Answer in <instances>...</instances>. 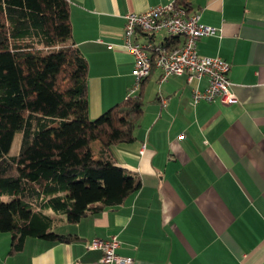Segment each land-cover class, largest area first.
Returning a JSON list of instances; mask_svg holds the SVG:
<instances>
[{
    "label": "crops",
    "instance_id": "0c3cea01",
    "mask_svg": "<svg viewBox=\"0 0 264 264\" xmlns=\"http://www.w3.org/2000/svg\"><path fill=\"white\" fill-rule=\"evenodd\" d=\"M171 1L67 0L72 40L87 62L91 119L123 100L134 82L124 15ZM190 2L189 14L216 29L197 42L198 53L230 64L236 101L193 105L192 89L204 88L205 79L159 82L152 69L132 92L143 102L135 139L111 147L117 165L140 179L138 190L57 226L75 237L68 242L28 237L9 253L10 235L0 232V264H103L86 241L112 236L120 242L116 254L132 264H264V0ZM147 38L166 40L162 32L134 36Z\"/></svg>",
    "mask_w": 264,
    "mask_h": 264
},
{
    "label": "trees",
    "instance_id": "16d2710c",
    "mask_svg": "<svg viewBox=\"0 0 264 264\" xmlns=\"http://www.w3.org/2000/svg\"><path fill=\"white\" fill-rule=\"evenodd\" d=\"M177 1L189 14L190 0ZM182 42L166 37L163 46ZM142 109L139 94L89 117L87 62L67 0H0V232L10 235L9 253L28 237L73 240L55 228L138 190L140 179L117 165L111 147L135 139Z\"/></svg>",
    "mask_w": 264,
    "mask_h": 264
},
{
    "label": "built area",
    "instance_id": "2783aa9c",
    "mask_svg": "<svg viewBox=\"0 0 264 264\" xmlns=\"http://www.w3.org/2000/svg\"><path fill=\"white\" fill-rule=\"evenodd\" d=\"M161 32L166 37L181 36L182 44L170 49L151 38H147L144 42H137L134 39L138 33L154 37ZM215 33V28L199 21L197 13L187 14L177 0L142 12L125 14L122 37L125 48L132 56L131 73L134 79L127 97L138 90L140 83L152 69H157L159 82L166 81L170 76L180 75H185L188 83L198 84L205 79L204 88L195 86L192 89L191 103L193 105L201 100L210 102L217 97L226 104L235 102L236 96L231 91V83L228 79L230 64L218 56H204L198 53L197 42L202 37ZM144 148L143 144L140 154L143 153ZM119 243L115 236L108 239L92 238L86 241V248L102 252L100 263L132 264L131 257L116 254L115 250Z\"/></svg>",
    "mask_w": 264,
    "mask_h": 264
},
{
    "label": "rangeland",
    "instance_id": "374dc122",
    "mask_svg": "<svg viewBox=\"0 0 264 264\" xmlns=\"http://www.w3.org/2000/svg\"><path fill=\"white\" fill-rule=\"evenodd\" d=\"M128 93H129V90H128ZM128 95V94H127ZM127 95H125V97H127ZM134 95H129V97H133ZM19 138H20V135L17 133L15 134L14 136V139H13V142H12V145L9 149V154L12 155V154H15L17 153L18 151V146H19ZM60 227V226H59ZM61 228V227H60ZM58 230L60 231L61 229L58 228ZM58 231V232H59ZM61 232V231H60Z\"/></svg>",
    "mask_w": 264,
    "mask_h": 264
}]
</instances>
